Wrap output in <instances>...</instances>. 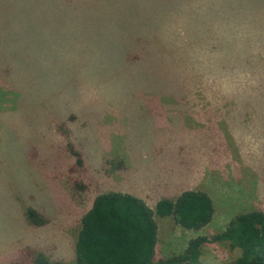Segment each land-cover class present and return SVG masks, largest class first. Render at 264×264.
I'll list each match as a JSON object with an SVG mask.
<instances>
[{"label": "rangeland", "instance_id": "1", "mask_svg": "<svg viewBox=\"0 0 264 264\" xmlns=\"http://www.w3.org/2000/svg\"><path fill=\"white\" fill-rule=\"evenodd\" d=\"M1 28L0 264L74 261L109 190L211 196L198 230L155 214L157 258L264 211V0H0ZM239 254L210 241L201 260Z\"/></svg>", "mask_w": 264, "mask_h": 264}, {"label": "trees", "instance_id": "2", "mask_svg": "<svg viewBox=\"0 0 264 264\" xmlns=\"http://www.w3.org/2000/svg\"><path fill=\"white\" fill-rule=\"evenodd\" d=\"M5 28L0 29V33ZM71 146V145H70ZM73 148V147H72ZM74 166L80 168V153ZM215 208L211 196L202 190L185 189L175 198L161 197L154 208L132 193L109 190L97 194L81 218L75 242V260L51 262L42 252H30L32 264H204L202 246L222 242L238 248L240 254L221 264H264V211L250 210L235 215L226 228L212 236L191 237L178 254L156 257L158 223L155 214L172 216L186 229L207 225ZM26 216L32 224L46 222L34 207H27Z\"/></svg>", "mask_w": 264, "mask_h": 264}, {"label": "crops", "instance_id": "3", "mask_svg": "<svg viewBox=\"0 0 264 264\" xmlns=\"http://www.w3.org/2000/svg\"><path fill=\"white\" fill-rule=\"evenodd\" d=\"M28 260H29V257H28ZM30 262H31V264H32V258L30 257ZM69 262V261H68Z\"/></svg>", "mask_w": 264, "mask_h": 264}]
</instances>
